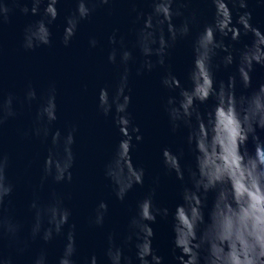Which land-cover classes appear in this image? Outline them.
<instances>
[{
    "label": "clouds",
    "instance_id": "obj_1",
    "mask_svg": "<svg viewBox=\"0 0 264 264\" xmlns=\"http://www.w3.org/2000/svg\"><path fill=\"white\" fill-rule=\"evenodd\" d=\"M62 0H0V22L9 21L14 8L39 17L24 28L22 46L35 49L54 42L51 25L60 15ZM136 13L131 31L135 39L129 46L124 34L114 28L107 36L111 45L107 61L118 69L114 87L103 84L97 94V110L111 115L121 137L112 157L105 163L104 175L111 180L116 197L124 201L135 185L145 183L146 168L133 159L136 142L144 139L140 125L134 123L130 111L132 87L130 77L142 74L157 65H165L161 84L178 93L168 95L163 107L168 114L171 131L186 129L184 143L174 150L162 148V163L167 174H175L182 181L180 200L174 209L157 200L159 175L153 178L148 191L136 201L135 210L127 221V231L118 241V233H107L102 260L93 251L83 264H264V81L253 87L252 72L257 64L264 65V29L252 22L250 0H209L215 11L212 21L205 22L192 40V62L188 73L190 86H185L168 58L177 41L189 36L194 24H199L198 13L189 6L193 0H150L151 11L139 7L140 0H127ZM115 0H74V7L65 17L60 36L70 45L82 20L91 19L95 10L113 5ZM264 4V0H256ZM43 5V8L41 7ZM111 8V7H110ZM233 8L239 13L234 17ZM243 9V11H241ZM174 17H183L177 24ZM252 34L250 42L236 47L242 34ZM219 34V36H218ZM229 39H225V38ZM90 48L104 47L96 34L88 37ZM138 49L139 58L134 50ZM238 60V62H237ZM236 64L227 79L217 80L221 66ZM250 91L238 93L237 85ZM86 87V85H85ZM38 97L37 88L29 84L21 103L29 104ZM16 95L9 92L0 99V125L17 115ZM207 111L201 105L208 104ZM56 86L40 102L34 125L25 135H35L51 146L42 163L39 186L28 203L31 212L29 235L51 242L63 237V247L55 264H78L76 259L77 223L73 209L66 203L71 193L52 188L49 198L39 194L49 177L56 183L70 182L76 152L78 124L67 131L53 128L60 119ZM251 141L252 147L249 146ZM186 154L191 159L186 161ZM9 156L0 153V236L15 242L23 252L29 237L21 241V221L8 214L15 184L7 175ZM212 200L209 204V194ZM109 215V203L99 200L88 215L90 226L103 227ZM159 219L171 223V256L166 261L158 246L154 225ZM135 248V257L126 248ZM0 264H14L11 255L0 252ZM31 264H50L46 248H41Z\"/></svg>",
    "mask_w": 264,
    "mask_h": 264
},
{
    "label": "water",
    "instance_id": "obj_2",
    "mask_svg": "<svg viewBox=\"0 0 264 264\" xmlns=\"http://www.w3.org/2000/svg\"><path fill=\"white\" fill-rule=\"evenodd\" d=\"M41 7L43 8V5ZM58 7L60 15L51 25L54 33V42L51 46L41 45L35 49H25L22 46L25 26L37 19L39 14L31 12L25 14L16 7L10 14L9 21L0 22V99L6 97L9 92L15 93L17 109L16 116L9 117L0 125V153H7L9 156L7 175L15 184L8 214L23 224L20 232L21 241L24 237H29L28 247L23 252H18L15 242H10L7 236H0V252L11 255L14 264H31V260L41 248L47 249L50 264H55L63 247V237L45 242L39 237L31 239L29 235L32 214L28 209V203L34 189L39 186L42 163L51 146V138L44 141L40 137L25 133L33 127L37 108L53 83L56 86L60 115L53 128L60 127L67 131L73 123L79 125L76 142L73 145L77 158L70 182L56 183L49 177L44 187L39 189V194L42 199L47 200L53 187L59 192L71 193V198L67 199L66 203L73 209L72 219L76 221L78 228L76 254L78 264H83L84 258L90 257L93 251L104 259L103 249L106 246L107 233L115 229L118 241L120 240L127 231V221L135 210L136 201L148 191L153 178L157 175L160 178L157 200L167 203L173 209L180 200L179 189L182 181L174 173L167 174L162 163V148L168 145L175 150L184 143L183 136L186 135V129L178 133L171 131L168 114L163 107L168 95L178 94L161 84V75L166 71L165 65H157L151 71L145 70L142 74H137L133 66L130 77L132 87L130 111L133 113L134 123L140 125V130L144 134V139L136 142L138 147L133 149V159L138 165L145 166L147 170L145 183L135 185L126 199L121 201L112 189L110 178L104 175V165L112 157L121 133L111 115L106 117L97 110V94L103 84L114 87L118 72L121 70L107 61V51L111 46L107 40L108 34L114 28H119L117 35L124 34L129 46L135 39V33L131 28L136 13L131 5L127 0H115L111 6L97 8L90 20L81 21L76 37L67 46L62 43L60 36L66 23L65 17L74 7V0H62ZM139 7L145 12L151 11L150 0H140ZM249 7L253 11L252 22L264 29V4L250 0ZM191 8L197 10L199 24L193 25L189 36L177 41L168 58L173 71L180 76L185 86H190L188 73L193 55L192 40L205 22L212 21L215 11L209 0H193L189 9H185L186 14ZM238 14L233 8L234 17ZM174 20L179 24L183 17H174ZM90 34L98 35L104 47L98 45L90 48L88 42ZM251 39V33L242 34L241 40L234 43L239 48ZM134 52L139 58V50L135 49ZM235 70L236 64L227 68L221 66L216 72L217 80H226L229 73ZM262 81L264 65L257 64L252 72L253 87ZM29 84L37 88L38 97L31 104L26 101L21 103ZM237 91L246 92L250 89H244L238 83ZM212 102L210 100L208 104H202V111H207L208 105ZM249 146L252 147L251 141ZM190 159V154H186L185 160ZM101 199L109 203V215L105 225L90 226L87 221L88 215ZM211 200L210 193L209 204ZM154 227L157 232L154 246L159 247L166 261L172 259L170 220L159 219ZM125 250L135 257L134 245Z\"/></svg>",
    "mask_w": 264,
    "mask_h": 264
}]
</instances>
